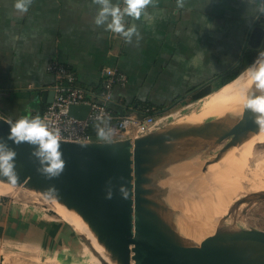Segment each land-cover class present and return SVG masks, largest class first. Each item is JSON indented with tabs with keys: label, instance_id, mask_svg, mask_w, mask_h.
<instances>
[{
	"label": "crops",
	"instance_id": "0c3cea01",
	"mask_svg": "<svg viewBox=\"0 0 264 264\" xmlns=\"http://www.w3.org/2000/svg\"><path fill=\"white\" fill-rule=\"evenodd\" d=\"M14 2L0 0V111L13 121L37 116L48 104L43 98L55 84L48 71L54 59L90 91L100 88L103 68L116 64L128 77L127 86L114 91L119 112H136L135 103L160 108L188 100L194 88L239 67L261 5V0H155L147 7L151 19L124 17L141 37L128 43L93 23L99 8L93 0H33L23 14ZM113 3L122 8L124 0ZM2 197L7 196L0 194L1 251L44 253L81 240L63 219Z\"/></svg>",
	"mask_w": 264,
	"mask_h": 264
},
{
	"label": "water",
	"instance_id": "95a60500",
	"mask_svg": "<svg viewBox=\"0 0 264 264\" xmlns=\"http://www.w3.org/2000/svg\"><path fill=\"white\" fill-rule=\"evenodd\" d=\"M258 23L259 19L248 41L249 48L255 50L264 41V27ZM54 98L52 88L43 101L52 104ZM112 108L122 116L129 113L127 109L119 112L114 105ZM89 113L87 105L69 108L70 116L78 120H85ZM232 115L194 124L186 123V116L179 123L136 139L89 143L60 140L65 166L53 178L38 170L40 164L32 155L34 146L8 139L13 121L2 115L0 141L16 152L14 186L56 199L84 218L100 221L101 226L109 225L106 230L95 226L93 231L109 257L119 264H264V231L220 227L214 236L197 242L180 231L181 214L167 201L170 189L163 186L174 167L195 160V155L208 147L222 146L220 158L233 148V143H226L232 134L241 133L237 140L241 142L248 137L244 130L264 129L256 123L257 114L245 107L240 115ZM0 181L6 183V178L0 176ZM108 192L112 193L110 199ZM2 261L0 257V264Z\"/></svg>",
	"mask_w": 264,
	"mask_h": 264
},
{
	"label": "rangeland",
	"instance_id": "374dc122",
	"mask_svg": "<svg viewBox=\"0 0 264 264\" xmlns=\"http://www.w3.org/2000/svg\"><path fill=\"white\" fill-rule=\"evenodd\" d=\"M217 80L218 79L213 80L212 83H215ZM217 92L211 94L212 96L206 100H204L206 98L205 97L193 103H191V101L189 100H186L181 101L178 105L175 104L173 107L169 108L166 113L163 114L170 116V118L165 121L163 126H170L179 123L184 120L187 115L194 114V112H197V114L187 116V118L185 119L186 123L190 119L201 120L204 117H214V114L216 112L213 111L216 108L218 101H220V94L216 95ZM232 137H230L226 143H228L232 139ZM261 146L257 148L259 149ZM209 148H212V150ZM221 149L222 146H218L217 148L208 147V149H205L204 153L196 154L195 160H197L198 162H205V159L212 158ZM198 158L200 159L198 160ZM260 159L261 156L259 153H252L232 172H230L227 176L219 179L215 185L211 186L208 189L209 195L207 205L209 207H213L218 213L216 231L220 227H230L231 229L242 228L246 230L255 229L264 231V180L262 182H256L253 176L256 162ZM189 162L190 161L183 163L184 165H186V168ZM199 169L200 170L198 172L200 174H204L202 173V168ZM173 172L174 171L172 169V172L170 171V173L174 175ZM176 174L177 173H175V176H173L172 178L170 177L166 180L171 186H167V184H165L166 181L163 182V185L165 184L164 187H167L169 189L171 188L170 194L172 188L176 189L178 192L176 203L171 202V205L175 204L174 209L180 208L177 211L180 212L181 217L182 215L194 216L192 217L193 219L200 220V213L202 211L199 207V200L197 199L198 197H195V192L189 188V183L187 182L188 179H186V176L188 177L187 173H184V175L180 171V173H178L177 175ZM171 179H173L174 181L171 182ZM235 183H238L239 185L237 188H234L232 186L235 185ZM0 194L7 196L2 197L3 199L30 209H43L47 211L50 217H57L59 219H62L57 211H55L53 202L50 199H46L42 195L30 192L24 188L15 189L1 182ZM37 196H39L40 198ZM170 196L171 195H169V197ZM212 213L214 214V211H212ZM181 220L179 219V224L182 223ZM195 222L199 223L198 221ZM203 239H201L200 241H202ZM79 240L77 239L76 243H74L73 240L69 241L66 248L62 245L60 247L53 246L52 248H50L51 250L44 251V253H39L36 250H0V257L16 259L23 264H100L97 260V258H99V255L95 251L94 247L87 241L80 240L81 242H79Z\"/></svg>",
	"mask_w": 264,
	"mask_h": 264
},
{
	"label": "bare ground",
	"instance_id": "6f19581e",
	"mask_svg": "<svg viewBox=\"0 0 264 264\" xmlns=\"http://www.w3.org/2000/svg\"><path fill=\"white\" fill-rule=\"evenodd\" d=\"M244 73L245 72H243L235 81L222 87L219 91L217 90L218 92L216 95L220 94V99H219L220 101H218V104L213 111L216 112L214 114V117H204L201 120L190 119L187 123H192V124L200 123L210 118L224 117L228 113L233 114L234 116L240 115L244 107L241 96L247 95L248 91L254 89V85L248 83L247 77L244 75ZM244 131L245 132L247 131L246 133H248L247 134L248 137L241 142L237 141L238 137L242 136L241 133L237 132L232 134L233 137L230 136L232 137V139L227 144L233 143V148H231L226 153H224L222 157L218 158L217 156L219 155V152H217V154L214 155L212 158L205 159L206 160L205 162H198L197 160H193V161L191 160L190 161L191 163L189 162L187 168L186 165L184 164L173 168V171L177 174L180 173V171L183 174L187 173L188 177L186 176V179H188L187 182L189 183V188L195 192V197L196 198L198 197L197 199L199 200V204H200L199 207L202 211L200 213L201 215L200 220L193 219L192 217L194 216L182 215V217L180 218V220L182 219L181 220L182 223L181 224L178 223L180 231L184 235L194 239L195 241H200L204 237L207 238L215 235L218 213L213 207H209L207 205V200L209 195L208 189L211 186L215 185L219 179L227 176L230 172H232L252 153H257V154L259 153L261 156V159L256 162V167L254 169L253 176L256 182H262L264 180V145H262L264 144V129L258 132L251 131L248 129ZM259 146L261 147L258 149L257 147ZM199 159L200 158H198V160ZM199 168H202L201 170H203L202 173L204 174H200L198 172L200 170ZM174 172H173L174 175H172V177L175 176ZM172 181L174 180L171 179V182ZM0 182L17 189L13 185L4 183L2 181ZM165 184H167V186L169 185L167 181L165 182ZM232 186L234 188H237L239 185L238 183H235V185ZM170 195L171 196L168 199L166 198L167 201L170 202V204L176 203V197L178 195L177 190L172 188ZM51 201L53 202V207L55 208V211H57V213L74 230V232L81 238V240L89 242L94 247L95 251L99 255V258H97V260L100 264H119L117 261H114L111 257H109L105 247L98 242V239L93 231V228L95 226L98 227L99 225V229L106 230L109 228V225L105 224L106 226H101L100 221H97L95 219L84 218L77 211L68 209L66 206L59 203L56 199H52ZM174 205L175 204L172 205L173 208L175 207ZM179 209L177 208L176 210ZM212 211H214V214L212 213ZM195 221H198L199 223ZM228 229H230V231L232 230L230 227H228ZM233 230L234 231L245 230L248 231L249 233L251 232V230H246L242 228L241 229L234 228ZM1 264H23V263L16 259H8L3 257V261Z\"/></svg>",
	"mask_w": 264,
	"mask_h": 264
},
{
	"label": "clouds",
	"instance_id": "9594fccd",
	"mask_svg": "<svg viewBox=\"0 0 264 264\" xmlns=\"http://www.w3.org/2000/svg\"><path fill=\"white\" fill-rule=\"evenodd\" d=\"M33 0H15L14 9L23 14L28 11ZM99 5L93 23L98 27L119 34L125 42L131 43L133 38L140 40V34L135 24L126 25L124 17L140 19L142 16L151 19L147 13V7L154 4L155 0H124V7L121 8L113 0H93ZM244 75L249 84L254 85L251 94L242 95L244 107L256 115V123L264 128V58H257L246 70ZM112 130L104 127L97 128V135L103 140L110 138ZM60 130L51 129L39 115L28 118L21 117L15 122H10L8 139L15 144L28 143L33 147L32 155L40 164L38 169L42 174L53 178L59 176L64 169L65 161L60 150ZM16 152L6 142L0 141V176L6 178V183L15 185L17 174L15 171ZM54 191V189H53ZM124 189L121 187V193ZM112 193H107L111 198Z\"/></svg>",
	"mask_w": 264,
	"mask_h": 264
},
{
	"label": "built area",
	"instance_id": "2783aa9c",
	"mask_svg": "<svg viewBox=\"0 0 264 264\" xmlns=\"http://www.w3.org/2000/svg\"><path fill=\"white\" fill-rule=\"evenodd\" d=\"M124 7V4L122 8ZM259 20L264 21V0H261ZM48 71L55 76V98L48 104L42 119L51 129H59L62 141L89 143L93 141H116L136 139L157 131L170 116L149 115L150 109H145L144 116L129 112L122 116L112 106L116 87H126L128 77L118 68L106 66L102 70L104 84L100 92L77 86L75 73L61 61L55 59L48 65ZM90 106V113L85 120L70 116L71 106ZM107 125L112 130L110 138L103 140L91 138L87 131L93 124Z\"/></svg>",
	"mask_w": 264,
	"mask_h": 264
},
{
	"label": "trees",
	"instance_id": "16d2710c",
	"mask_svg": "<svg viewBox=\"0 0 264 264\" xmlns=\"http://www.w3.org/2000/svg\"><path fill=\"white\" fill-rule=\"evenodd\" d=\"M264 54V41H263V44H262V46H261V48L260 49H257V50H255V49H251V48H249L246 52H245V54H244V56H243V58H242V61L240 62V65H239V67L237 68V69H235V70H232L230 73H228V74H226L225 76H222L221 77V79H218L215 83H211V84H209V85H207V86H205V87H203V88H201V89H199L198 90V88H194L191 92L193 93L192 95H191V97L188 99L189 101H191V103H193V102H196V101H198L199 99H203V98H205L204 100H206V99H208L209 97H211L212 95V93H214L216 90H218L219 88H221V87H223V86H226V84L228 85V83L229 82H231V81H235V79L243 72V71H245L255 60H257V58L259 57H261L262 55ZM55 60V59H54ZM58 60V59H57ZM53 61V60H52ZM51 61V62H52ZM109 66H112V67H116V68H118L117 67V65L116 64H114V65H109ZM119 69V68H118ZM73 71V70H72ZM74 72V71H73ZM75 73V75L77 76V78H78V75L76 74V72H74ZM103 84H104V80L102 79V84H101V86H100V88H98V90H95V91H97V92H100L101 91V89H102V86H103ZM230 84V83H229ZM77 86H79V87H82V88H84L81 84H80V82H79V79H78V82H77ZM210 95V96H209ZM209 96V97H208ZM181 101H186V100H181ZM180 100H178V101H174V103L173 104H179L180 102H181ZM135 104H137L138 105V108H137V110L135 109V111L140 115V116H144L143 115V112H144V110L145 109H150L151 111H150V113H149V115H152V116H155V117H158V116H162L164 113H166L168 110H169V108H171L172 106H168V107H160V108H156V107H154V105H152V104H150V105H148V106H146V105H142L141 103L139 104V103H135ZM134 104V105H135ZM47 105L48 104H46L45 105V107H44V109L42 110V112L39 114V116L42 118L43 117V114H44V112H45V110H46V107H47ZM1 113H3L2 111H0ZM4 114V117L5 118H8L9 119V117H7V116H5L6 114L5 113H3ZM3 116V115H2ZM11 120V119H10ZM11 121H13V120H11ZM13 122H15V121H13ZM98 127H104V128H106V129H108V126L107 125H99V124H93V125H91L90 126V128L88 129V131H87V134L91 137V138H93L94 140H96L97 138H99L98 137V135H97V128Z\"/></svg>",
	"mask_w": 264,
	"mask_h": 264
},
{
	"label": "flooded vegetation",
	"instance_id": "af4514ba",
	"mask_svg": "<svg viewBox=\"0 0 264 264\" xmlns=\"http://www.w3.org/2000/svg\"><path fill=\"white\" fill-rule=\"evenodd\" d=\"M259 25H262L263 27H264V21H262V20H259V23H258Z\"/></svg>",
	"mask_w": 264,
	"mask_h": 264
}]
</instances>
